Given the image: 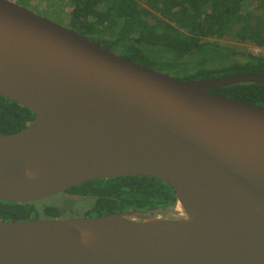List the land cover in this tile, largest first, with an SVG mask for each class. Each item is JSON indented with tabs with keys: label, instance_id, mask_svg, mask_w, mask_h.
<instances>
[{
	"label": "water",
	"instance_id": "obj_1",
	"mask_svg": "<svg viewBox=\"0 0 264 264\" xmlns=\"http://www.w3.org/2000/svg\"><path fill=\"white\" fill-rule=\"evenodd\" d=\"M243 83L264 75L180 80L0 0V97L35 116L0 135V201L145 176L177 212L0 221V264H264V107L210 92Z\"/></svg>",
	"mask_w": 264,
	"mask_h": 264
},
{
	"label": "trees",
	"instance_id": "obj_2",
	"mask_svg": "<svg viewBox=\"0 0 264 264\" xmlns=\"http://www.w3.org/2000/svg\"><path fill=\"white\" fill-rule=\"evenodd\" d=\"M70 29L105 50L146 68H176L180 80L264 75V54L238 53L212 40L231 37L264 49V0H67ZM251 8L249 10L248 8ZM237 55L240 57L237 58ZM150 56L160 57L154 61ZM236 101L264 107V86L243 83L210 90ZM34 114L0 97V135L22 131ZM90 200L84 210L57 195L37 202L0 201V221L79 219L125 211L176 206L173 189L150 177L90 181L66 191ZM161 214V213H159ZM158 213L153 214L156 216Z\"/></svg>",
	"mask_w": 264,
	"mask_h": 264
},
{
	"label": "rangeland",
	"instance_id": "obj_3",
	"mask_svg": "<svg viewBox=\"0 0 264 264\" xmlns=\"http://www.w3.org/2000/svg\"><path fill=\"white\" fill-rule=\"evenodd\" d=\"M66 1L67 0H56L55 1V4L59 5V7H63V4H64V8H65L64 11L66 12L65 14H59L57 16V15H55V14L53 15L51 13V14H44L43 16L46 17L47 19L51 20L54 23H57V24H59L61 26H64L66 28H70L68 23H67V21H68L67 12H68V10L66 8V5L68 3ZM31 4L32 3L30 1L29 3H27V4L24 3L23 5H25L26 8L27 7H29V8L32 7L36 11L39 8L43 9V10L45 9V6H40V5H35V4L31 5ZM248 9L251 10L250 7ZM44 12H48V11L44 10ZM87 38L92 39V37H90V36H87ZM212 41L216 42L217 44H219V45H221L223 47L231 49L234 52H238V53L240 52V53L246 54V53L254 51V54H256V55H263L264 54V49L261 50V51L260 50L255 51L254 50L255 47L253 45H251L250 43H238L231 37H224V38L218 39V40H214L213 39ZM112 52L117 54V55H119V56H121V57L123 55H126L124 50H119L117 48H113ZM239 57L240 56L237 55V58H239ZM149 58L153 59L154 61L160 60V57H156V56H154V57L150 56ZM152 70L168 74V75H170L173 78H177V79L181 78L180 74L176 73V68H165V69H163V68L157 66V67H152ZM89 202H90V200L73 201V202H70L68 205H71V206H74V207L76 206L77 207L76 209H78V210H84L87 206H89Z\"/></svg>",
	"mask_w": 264,
	"mask_h": 264
},
{
	"label": "built area",
	"instance_id": "obj_4",
	"mask_svg": "<svg viewBox=\"0 0 264 264\" xmlns=\"http://www.w3.org/2000/svg\"><path fill=\"white\" fill-rule=\"evenodd\" d=\"M7 1H10V2H13V3H16V4H20V5H23L24 3H29L30 0H7ZM32 1V0H31ZM40 2V0H38ZM67 2V1H66ZM65 2V3H66ZM32 3V2H31ZM33 5V3L31 4ZM37 5V4H35ZM38 5L40 6H45V9L44 10H47L48 12H44L43 9H38L37 11L34 10L32 7H27L29 10L35 12L36 14L40 15V16H43L44 14H65L66 12L64 11L65 8H64V4H63V7H59V5H56L54 2H52L51 0H42V2H40ZM25 6V5H23ZM48 8V9H47ZM44 17V16H43ZM255 51L257 50H263V48H258V47H255L254 48Z\"/></svg>",
	"mask_w": 264,
	"mask_h": 264
},
{
	"label": "flooded vegetation",
	"instance_id": "obj_5",
	"mask_svg": "<svg viewBox=\"0 0 264 264\" xmlns=\"http://www.w3.org/2000/svg\"><path fill=\"white\" fill-rule=\"evenodd\" d=\"M65 194L66 195H70V194H67L66 192L63 193V194H59V195L62 196V197H64L68 201H72V200L66 198L65 197ZM154 210H158V212H156V213H158V215H156V216H160V217H168L169 215H175L177 213L176 210H175V208L172 211L165 210V209H154ZM159 213H161V214H159ZM156 216H153V217H156Z\"/></svg>",
	"mask_w": 264,
	"mask_h": 264
},
{
	"label": "crops",
	"instance_id": "obj_6",
	"mask_svg": "<svg viewBox=\"0 0 264 264\" xmlns=\"http://www.w3.org/2000/svg\"><path fill=\"white\" fill-rule=\"evenodd\" d=\"M30 1H31V0H30ZM51 1L55 3L56 0H51ZM31 2H32L33 4H37V5H38L40 2H42V0H40V2H39L38 0H32ZM66 8H67V5H66ZM53 15H54V14H53ZM55 15L58 16L59 14H55Z\"/></svg>",
	"mask_w": 264,
	"mask_h": 264
}]
</instances>
